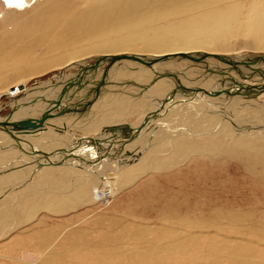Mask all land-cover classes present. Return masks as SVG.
<instances>
[{
    "label": "bare ground",
    "instance_id": "obj_1",
    "mask_svg": "<svg viewBox=\"0 0 264 264\" xmlns=\"http://www.w3.org/2000/svg\"><path fill=\"white\" fill-rule=\"evenodd\" d=\"M207 1L203 2L205 6H189L183 11L181 7L189 0H0V63L8 56L26 58L36 49H47L53 41L65 43L75 36L87 39L66 61L51 67H82L78 74L55 76L60 84L49 80L41 87H28L9 104L11 111L6 119L0 116V231L10 224L13 211L19 222H29L41 209L61 211L101 196L107 189L119 187L120 182L130 183L138 174L145 175L150 167L154 168L152 165L183 167L194 156L210 157L214 163L224 162L230 153L241 152L246 170L264 179V133L259 131H264V91L256 92L253 87L264 81V62L257 61L253 67L255 56L247 53L253 61L238 65L242 72L245 68L254 70L255 74L247 79L250 83L234 76L233 84L209 87L216 77L204 75L197 84L186 78L187 85H191L187 87L178 78L176 85L175 79L169 78L176 77L172 69L181 58L184 61L176 67L180 70L196 65L191 62L201 57L208 59L210 67L231 65L229 60H246L249 50L230 53L208 49L229 32L251 37L252 49L264 51V8L260 9L264 0ZM245 7L249 10L247 16L240 13ZM92 57L98 65L85 66ZM119 62L121 68L114 75L113 87H97L100 89L87 98L88 104L80 103L76 113L70 112L75 103L68 101L65 106L67 100L76 91L85 93L95 85H90L96 81L89 71L95 70L96 74L105 63L117 66ZM197 67L201 68L199 64ZM128 73L144 75L147 80L137 84L139 87H129L121 83L126 79L119 80ZM87 81L83 87L82 82ZM76 83L80 86L71 87ZM51 87L56 90L51 91ZM222 87L232 98L230 106L221 105L218 93ZM46 88L45 97L33 98L39 91L45 93ZM237 89L242 91L236 93ZM233 106L237 115L226 112ZM71 114L78 124L77 133L72 126L74 120L68 121ZM17 116H22L24 122H14ZM124 124H128L126 134L120 129L112 131V127ZM198 161L200 158L196 165ZM172 214L178 215L175 205ZM235 216L218 212L212 218L186 222L200 224L196 221L207 220L219 225ZM47 237L40 238V244H46ZM107 241L120 242L111 234H107ZM70 243L79 244L75 240ZM170 249L168 241L158 253ZM251 257L244 256L242 264L255 261ZM146 264L158 263L149 258Z\"/></svg>",
    "mask_w": 264,
    "mask_h": 264
},
{
    "label": "rangeland",
    "instance_id": "obj_2",
    "mask_svg": "<svg viewBox=\"0 0 264 264\" xmlns=\"http://www.w3.org/2000/svg\"><path fill=\"white\" fill-rule=\"evenodd\" d=\"M204 1L207 0H189V4L181 8L185 11L189 6L203 5ZM248 4L249 1L246 5ZM261 8L263 9L264 5H260ZM240 13L247 16L249 10L245 7ZM55 42L49 43L50 47L47 49L42 47L30 52L26 58L8 56L1 61L0 90L4 92L0 97L2 119H6L11 111L9 104L20 98L28 87L35 85L41 87L42 82L49 80L60 84L62 82L55 76L61 77L64 73L78 74V71L82 70V67L70 69L51 67L66 61L70 53L86 43L87 39L75 36L65 43ZM207 47L218 52L230 53L249 50L246 54H254V58L264 55L262 49H252L251 37H239L232 32L220 40L218 45L210 44ZM248 54L246 58L252 59ZM181 59L172 69L176 77L169 76L172 80L175 79V85L178 78L182 84L190 87L191 85H187L186 82L191 80L190 82L197 84L198 78L201 79L204 75L216 77L217 81L211 82L209 87L223 83L233 84L232 78L235 77L250 83L247 79L255 74L254 70L245 68L246 71L241 75L236 68L226 64L210 67L206 62L208 59L203 57L191 62L196 65L191 64L180 70L176 67L184 61ZM98 63L99 61L92 57L87 59L85 66ZM257 63L254 60L251 65L255 67ZM198 64L201 68L197 67ZM260 67L263 68L259 66V69ZM106 68L110 71L106 72ZM120 68L121 62L117 63V66L116 63L113 65L105 63L96 74L95 70H90L88 74L96 81L90 83L95 84L92 90L85 93L74 91L71 99H76H68L65 106L72 101L71 103L75 104L70 112L76 113L80 103L88 104L87 98L96 93L97 87H113L114 75ZM198 70L202 72L199 74ZM100 73L101 77L98 79ZM134 75L124 74L119 80L126 79V83L125 80L120 82L128 84L129 87H139L147 80L144 75L138 77L135 75L139 81H134L132 78ZM205 80H209V77ZM88 81L86 84L82 82V86L86 87ZM76 86L80 84L76 83L71 87ZM228 87L232 89L231 86ZM223 89L224 87L218 94L222 97L221 105L227 107L230 106L232 98L229 99ZM237 90L236 93L242 91ZM76 94L78 95L75 96ZM217 100L213 99L214 102ZM203 103L209 105L204 101ZM233 109L235 110L234 106L226 112L237 115ZM22 111L24 109L20 112ZM18 119L24 122L22 116L15 117L14 122H19ZM72 119L74 120L72 126L76 128L74 130L77 133L78 124L71 114L68 121ZM198 158L199 165H196L195 161ZM223 161L214 160L213 163L210 157L194 156L193 160L188 161L183 167L152 165L154 168L150 167L145 175L138 174L130 183L120 182L119 187L107 189L101 196L95 195L61 211L41 209L29 222L26 220L19 222L18 214L13 211L10 215V224L0 231V264H146L149 258L157 260L158 264H242V258L250 255L251 259L255 260L250 264H264V179L257 178L246 170L241 152L230 153ZM174 205L177 206L178 215L172 214ZM218 212H232L236 216L219 225L207 220H197L196 222L200 224L186 222L198 218H212ZM107 234L118 238L120 242L110 244L107 241ZM45 235L50 236L47 237L48 242L40 244V238ZM84 239L87 241L82 242ZM70 240L82 243L75 245L70 243ZM168 241L171 249L158 253Z\"/></svg>",
    "mask_w": 264,
    "mask_h": 264
},
{
    "label": "water",
    "instance_id": "obj_3",
    "mask_svg": "<svg viewBox=\"0 0 264 264\" xmlns=\"http://www.w3.org/2000/svg\"><path fill=\"white\" fill-rule=\"evenodd\" d=\"M218 56H221V55H218ZM256 61L258 60H262L264 61V55H259V57H256L254 58ZM253 61V59H247V60H244V61H241V62H233V61H228L227 63H230L231 64V67L233 68H236L237 71L240 72L241 75H243V72L242 70H238L237 67L238 65L241 63V64H248V63H251ZM253 87H256L255 91L256 92H261V91H264V83H261L259 85H256V86H253ZM227 92V90L225 91ZM128 127V124H124V125H121L120 127L116 128V127H112V131H115V130H119L123 133V134H126L127 131L125 130V128ZM45 155H47L46 153H44ZM42 163H39V166L41 165Z\"/></svg>",
    "mask_w": 264,
    "mask_h": 264
},
{
    "label": "crops",
    "instance_id": "obj_4",
    "mask_svg": "<svg viewBox=\"0 0 264 264\" xmlns=\"http://www.w3.org/2000/svg\"><path fill=\"white\" fill-rule=\"evenodd\" d=\"M51 88H52V87H51ZM46 90L48 91V88L45 89V93H42V91H39V92L37 91L38 93H35L36 95H35L33 98H36V97H38V96H40V97H45V94L47 95V93H48ZM53 90H56V88H55V89H54V88L51 89V91H53ZM60 91H61V90H58L55 94L57 95V93L60 92ZM40 92H41V93H40ZM46 92H47V93H46ZM56 95H55V96H56ZM31 99H32V98H31ZM42 102H43V101H40V104H41ZM36 103H38V102H35L34 104H36ZM32 105H33V104H32Z\"/></svg>",
    "mask_w": 264,
    "mask_h": 264
}]
</instances>
